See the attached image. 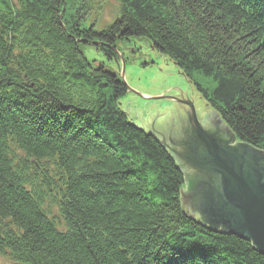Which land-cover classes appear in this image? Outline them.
<instances>
[{
	"label": "trees",
	"instance_id": "trees-1",
	"mask_svg": "<svg viewBox=\"0 0 264 264\" xmlns=\"http://www.w3.org/2000/svg\"><path fill=\"white\" fill-rule=\"evenodd\" d=\"M114 1L119 17L98 31L86 25L97 0H0V256L264 264L251 241L184 206L177 158L122 109L120 76L80 48L115 60L119 39H147L264 151V0Z\"/></svg>",
	"mask_w": 264,
	"mask_h": 264
},
{
	"label": "water",
	"instance_id": "water-1",
	"mask_svg": "<svg viewBox=\"0 0 264 264\" xmlns=\"http://www.w3.org/2000/svg\"><path fill=\"white\" fill-rule=\"evenodd\" d=\"M184 102L192 130L183 131L186 154L177 157L170 136L167 141L151 132L177 158L185 175L183 204L214 230L247 239L264 254V151L239 141L221 118L210 119L217 123L205 132L194 105Z\"/></svg>",
	"mask_w": 264,
	"mask_h": 264
},
{
	"label": "rangeland",
	"instance_id": "rangeland-1",
	"mask_svg": "<svg viewBox=\"0 0 264 264\" xmlns=\"http://www.w3.org/2000/svg\"><path fill=\"white\" fill-rule=\"evenodd\" d=\"M95 7L98 10L89 15L86 25H93L98 31L109 26L120 15L119 5L114 0H97ZM80 48L91 64L104 65L106 70L120 76L128 87L127 94L120 101L122 109L136 125L154 132L158 138L165 137L169 141L170 136L172 150L177 157L180 158V153L186 154V150L182 149L183 130L192 131L184 99L194 102L201 118L199 125L205 132L213 129L210 119L217 117L221 121L177 65L154 51L147 39H119L114 49L117 55L115 60H109L94 44L81 45ZM184 206L192 211V207ZM194 214L202 219L200 213ZM0 263L13 264L5 256H0Z\"/></svg>",
	"mask_w": 264,
	"mask_h": 264
},
{
	"label": "bare ground",
	"instance_id": "bare-ground-1",
	"mask_svg": "<svg viewBox=\"0 0 264 264\" xmlns=\"http://www.w3.org/2000/svg\"><path fill=\"white\" fill-rule=\"evenodd\" d=\"M190 102L192 103V105H194V112H195V114H196V117H197V119L199 120V121H201V118H199V116H198V114H197V109H196V106H195V104H194V102L193 101H191L190 100ZM191 110H192V108H191ZM228 127V126H227ZM229 128V127H228ZM230 129V128H229ZM184 131V130H183ZM152 132V131H151ZM152 133H154V132H152ZM155 134V133H154ZM185 187V186H184Z\"/></svg>",
	"mask_w": 264,
	"mask_h": 264
},
{
	"label": "flooded vegetation",
	"instance_id": "flooded-vegetation-1",
	"mask_svg": "<svg viewBox=\"0 0 264 264\" xmlns=\"http://www.w3.org/2000/svg\"><path fill=\"white\" fill-rule=\"evenodd\" d=\"M213 123L215 124V123H217V121H216V120H214V121H213ZM213 123H212V124H213ZM223 131H224V128H223Z\"/></svg>",
	"mask_w": 264,
	"mask_h": 264
}]
</instances>
